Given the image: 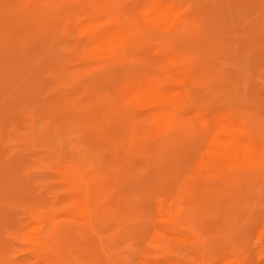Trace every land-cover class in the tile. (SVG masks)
<instances>
[{
	"label": "rangeland",
	"instance_id": "obj_1",
	"mask_svg": "<svg viewBox=\"0 0 264 264\" xmlns=\"http://www.w3.org/2000/svg\"><path fill=\"white\" fill-rule=\"evenodd\" d=\"M225 116L251 154L209 152ZM143 261L264 264V0H0V264Z\"/></svg>",
	"mask_w": 264,
	"mask_h": 264
},
{
	"label": "bare ground",
	"instance_id": "obj_2",
	"mask_svg": "<svg viewBox=\"0 0 264 264\" xmlns=\"http://www.w3.org/2000/svg\"><path fill=\"white\" fill-rule=\"evenodd\" d=\"M91 1V0H90ZM108 1V0H107ZM81 3V2H80ZM99 3V2H98ZM102 3V2H101ZM99 9V8H98ZM103 9V8H102ZM117 10V9H116ZM149 10H151L149 13H146V16L144 14H141V17H145L147 18L145 21H149L152 22L151 25L152 26H157L155 25L154 21L155 18L154 17H161L162 18H167V7H165V5L163 6L162 4H156V5H151L149 7ZM141 12V11H140ZM166 15V16H165ZM172 16V13L168 15ZM142 17V18H143ZM144 20V18H143ZM152 20V21H150ZM144 21V23H145ZM140 23V22H139ZM147 24V23H145ZM149 24V23H148ZM197 25V24H196ZM143 31V30H142ZM64 36V35H63ZM116 36V35H115ZM118 37V36H117ZM113 38V37H112ZM160 38V37H159ZM8 39V38H7ZM146 39V38H145ZM14 40V38L12 39ZM88 40V39H87ZM121 41V39H120ZM90 42V41H89ZM119 42V41H118ZM139 42V41H138ZM134 44V43H133ZM144 44V43H143ZM138 47V46H137ZM118 50V49H117ZM167 61V63L171 64L172 66H174V68H178L177 65V61L176 59L172 58L171 59H167L165 60ZM46 64V63H44ZM167 65V64H166ZM98 70V69H97ZM55 73V72H54ZM61 74V73H60ZM105 75V74H104ZM110 77V76H109ZM188 81V80H187ZM160 82V81H159ZM162 82V81H161ZM175 83L178 84L177 81H175ZM141 85L138 86L136 89H130L129 90V95H132L134 98L132 99L133 101H135L134 105L136 104V102L139 100L140 102L143 101V104L148 108L149 112H150V116H151V120L153 121V124L155 123L156 125L160 126L159 123H162V121H164V123H171L172 118L174 116L175 111L173 110L176 104V101H179L181 99H179V93L177 90L175 91H166V90H162V88L160 86H158L159 84L157 82H153V81H142V83H140ZM167 85V84H166ZM181 85V84H180ZM68 86V85H66ZM65 86V87H66ZM171 86V84H170ZM178 86V85H177ZM183 86V85H182ZM122 88V87H121ZM124 88V87H123ZM122 88V89H123ZM120 89V88H119ZM122 91V90H121ZM184 91V90H183ZM191 91V90H190ZM186 93V92H185ZM188 94V93H187ZM121 95V94H120ZM127 98L128 96L125 95ZM130 97V96H129ZM181 97V96H180ZM191 97V96H190ZM182 98V97H181ZM195 99V98H194ZM137 102L136 105H139L140 102ZM189 101V100H188ZM191 102V101H190ZM142 103V102H141ZM61 105V104H60ZM142 105V106H144ZM177 105V104H176ZM61 108V107H60ZM59 108V109H60ZM141 108V107H139ZM178 111V110H177ZM127 114V113H126ZM62 115V114H61ZM130 115V114H129ZM148 115V113H147ZM223 116V115H222ZM132 117V116H131ZM148 117V116H147ZM181 118V117H180ZM179 118V119H180ZM216 118V116H215ZM218 118V116H217ZM150 119V118H149ZM215 120V119H213ZM171 121V122H170ZM212 121V120H210ZM209 121V122H210ZM172 124V123H171ZM165 124H163L162 126H164ZM166 126V125H165ZM171 126V125H170ZM210 125L207 124V128ZM200 127V125H199ZM198 127V128H199ZM206 127V126H205ZM155 128V127H154ZM158 127H156L157 129ZM160 128V127H159ZM204 128V127H203ZM211 130L210 131V135L208 137V140H210L211 143V147L213 148L212 150L210 149L209 152H211L212 156H216V157H222L224 156V154H227L229 158H236L237 155L242 154L241 157L245 156V155H249L252 153L253 148H254V141L249 137V135L246 133V131L244 130V128H242L239 124L233 122L231 119H228V117H219V119H216L213 123L212 126L209 127ZM159 130V129H157ZM161 130V129H160ZM164 130V129H163ZM202 133L203 130H201V127L199 129ZM208 130V131H209ZM162 131V130H161ZM168 131V130H167ZM114 132V131H113ZM206 132V130H205ZM166 133V132H164ZM208 133V132H207ZM205 134V133H204ZM168 135V134H167ZM104 137V136H103ZM101 137V138H103ZM107 138V136H106ZM105 139V137L103 138ZM166 140V139H165ZM112 141V140H111ZM109 140V142H111ZM207 148V147H205ZM207 150V149H206ZM205 150V151H206ZM146 151H144L145 153ZM204 152V151H203ZM208 152V154H209ZM240 157V158H241ZM153 158V157H152ZM231 158V159H232ZM223 160V159H222ZM225 160V159H224ZM245 160V159H244ZM156 161V160H155ZM243 161V160H242ZM130 162V161H129ZM230 162V161H228ZM253 165V164H252ZM255 165V164H254ZM258 166V164H257ZM132 167V166H131ZM134 167V166H133ZM142 167V166H141ZM136 169V168H135ZM137 170V169H136ZM130 172V171H129ZM18 181V180H17ZM21 183V182H20ZM28 183V182H27ZM23 184V183H22ZM7 186V185H6ZM9 187V186H7ZM146 188V187H145ZM26 189V188H25ZM10 191V190H9ZM13 191V190H12ZM5 192V191H4ZM11 192V191H10ZM14 192V191H13ZM164 192V191H163ZM12 193V192H11ZM17 193V192H16ZM135 193V192H134ZM141 193V192H140ZM156 193V192H155ZM138 194V193H137ZM11 195V194H10ZM20 195V194H19ZM29 195V194H28ZM14 196V195H13ZM19 197V196H18ZM16 198V197H15ZM20 199V198H19ZM144 199V198H143ZM2 200V199H1ZM84 201V200H83ZM25 202V201H24ZM74 202V200H73ZM72 202V203H73ZM4 204V203H3ZM81 203L76 202L75 205L76 207H80ZM2 205V204H1ZM81 208V207H80ZM3 211V208H2ZM81 212V211H79ZM9 213V212H8ZM6 215V213H5ZM10 218V217H9ZM158 219V217H157ZM8 221V220H7ZM6 221V222H7ZM10 222V220H9ZM3 224V223H2ZM64 224V223H63ZM67 224V223H66ZM65 224V225H66ZM69 225V223H68ZM37 226V225H36ZM61 226H63L61 224ZM66 227V226H65ZM33 228V227H32ZM63 228V227H62ZM69 228V227H68ZM59 229V226H58ZM65 229V228H63ZM259 229V228H258ZM55 230V229H54ZM59 231V230H58ZM61 232V230L59 231ZM46 234H48L46 232ZM57 234V233H56ZM61 234H63L61 232ZM162 234V233H161ZM167 234V233H166ZM50 235V234H49ZM42 236V235H41ZM44 236V234H43ZM47 237V236H46ZM21 238V237H20ZM43 239V237H42ZM40 240V239H39ZM44 240V239H43ZM154 240V239H153ZM157 252V251H156ZM172 253V252H171ZM170 253V254H171ZM126 256V255H125ZM164 257V256H163ZM63 258V257H62ZM24 260V259H23ZM27 260V259H26ZM140 260V259H139ZM226 260V259H225ZM58 262V261H57ZM54 263V262H53ZM56 263V262H55ZM142 263V262H141ZM144 264H147L146 262L143 261ZM142 263V264H143Z\"/></svg>",
	"mask_w": 264,
	"mask_h": 264
}]
</instances>
